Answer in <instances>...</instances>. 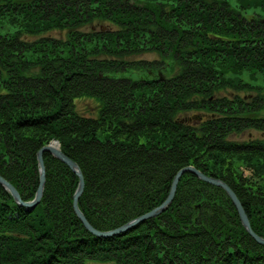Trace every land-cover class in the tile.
I'll list each match as a JSON object with an SVG mask.
<instances>
[{"label": "trees", "instance_id": "trees-1", "mask_svg": "<svg viewBox=\"0 0 264 264\" xmlns=\"http://www.w3.org/2000/svg\"><path fill=\"white\" fill-rule=\"evenodd\" d=\"M0 25V176L23 202L56 140L97 231L160 206L190 166L223 181L264 239V0H0ZM142 53L157 58L131 59ZM84 99L95 113L76 110ZM245 131L261 136L230 139ZM43 163L34 208L0 185V264H264L225 191L192 173L163 213L100 237L73 211L78 177Z\"/></svg>", "mask_w": 264, "mask_h": 264}, {"label": "water", "instance_id": "water-1", "mask_svg": "<svg viewBox=\"0 0 264 264\" xmlns=\"http://www.w3.org/2000/svg\"><path fill=\"white\" fill-rule=\"evenodd\" d=\"M57 145V146H55ZM50 153L52 155V157H54L55 159L59 160L60 162L64 163L65 165H67L70 170L78 177L79 181H78V185L76 188V191L73 195V211L76 214V216L79 218V220L81 221V223L83 224V226L92 234L96 235V236H100V237H108V236H112L115 234H118L120 232H123L129 228H131L132 226L141 223L147 219L153 218L161 213H163L171 204L174 195H175V191L177 188V184L178 181L180 179V177L185 174V173H192L194 175H196L200 180L209 183L211 185L217 186L219 188H222L225 193L227 194V196L230 198V200L232 201L233 205L235 206L241 225L243 226V228L246 230V232L258 243L263 244L264 245V239L257 236L251 229L250 227V223L248 221V218L242 208L241 203L239 202L238 198L236 197V195L234 194V192L221 180L218 179H214L212 177H207L205 175H203L201 172H199L198 170H196L193 167H184L182 169H180L176 175L174 176L173 180H172V184L169 190V193L165 199V201L158 207L154 208L153 210L127 222L126 224L122 225L121 227L112 230V231H107V232H103V231H97L95 230L86 220V218L84 217L83 213L80 211L79 207H78V200L80 195L83 192V188H84V180L81 174V171L79 169V167L77 166V164L75 162H73L71 159H69L67 156H65L62 151L60 150V145H58L57 141H53L52 143H50L47 146L42 147L38 152H37V162H38V166H39V184L34 196V199L29 201V202H23L20 199V196L18 194V192L16 191V189L9 183L7 182L4 178H2L0 176V185L13 197L15 203H17L20 206L32 209L34 208L41 200L42 198V194L44 191V185H45V167H44V163H43V153Z\"/></svg>", "mask_w": 264, "mask_h": 264}, {"label": "rangeland", "instance_id": "rangeland-1", "mask_svg": "<svg viewBox=\"0 0 264 264\" xmlns=\"http://www.w3.org/2000/svg\"><path fill=\"white\" fill-rule=\"evenodd\" d=\"M7 23V22H6ZM5 22H3L2 25H5L6 24ZM8 27V25H6ZM6 26H1L0 25V31L1 33H6V31L8 30ZM100 25L98 24H95V27H94V30L95 29H98ZM90 29L86 30V31H89ZM12 32V31H11ZM50 36L54 37V38H60L61 37V34H59L57 31L55 32H51L49 33ZM154 58H157L156 55H153L151 53H142V54H139L138 56H136L135 58L131 57V59H135V60H139V59H143V60H152ZM169 67V65H172V62H168L166 63ZM161 68V69H160ZM156 68V70H154L152 72V75H157L159 74V76H162V75H166L169 72V70H165V68ZM158 72V73H157ZM127 77L129 78H133V79H136V78H147L148 75L144 72H131L127 75ZM231 90H225V91H221L219 93H215V96H230L231 95ZM76 110L80 113V114H83V115H87L89 114V112L91 114L95 113L96 111V103L95 102H92V100H89V99H84V100H79L76 102ZM184 115H181V117H183ZM261 136V134L259 132H256V131H245L244 133L238 135V136H231L230 139L231 140H237V141H242V140H247V139H250V138H257ZM56 141V140H55ZM53 142V141H52ZM51 142V143H52ZM58 142V141H57ZM49 145V144H48ZM58 145L59 142H58ZM40 150V149H39ZM66 156V155H65Z\"/></svg>", "mask_w": 264, "mask_h": 264}, {"label": "bare ground", "instance_id": "bare-ground-1", "mask_svg": "<svg viewBox=\"0 0 264 264\" xmlns=\"http://www.w3.org/2000/svg\"><path fill=\"white\" fill-rule=\"evenodd\" d=\"M55 146H57V145H55Z\"/></svg>", "mask_w": 264, "mask_h": 264}]
</instances>
